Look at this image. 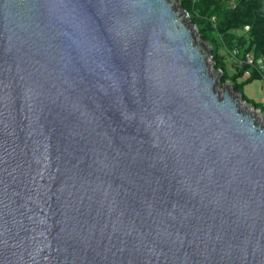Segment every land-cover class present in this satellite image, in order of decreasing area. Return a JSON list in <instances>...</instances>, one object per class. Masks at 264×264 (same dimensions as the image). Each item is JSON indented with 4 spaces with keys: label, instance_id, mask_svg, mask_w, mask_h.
<instances>
[{
    "label": "water",
    "instance_id": "obj_1",
    "mask_svg": "<svg viewBox=\"0 0 264 264\" xmlns=\"http://www.w3.org/2000/svg\"><path fill=\"white\" fill-rule=\"evenodd\" d=\"M211 50L181 0H0V264H264V113Z\"/></svg>",
    "mask_w": 264,
    "mask_h": 264
},
{
    "label": "trees",
    "instance_id": "obj_2",
    "mask_svg": "<svg viewBox=\"0 0 264 264\" xmlns=\"http://www.w3.org/2000/svg\"><path fill=\"white\" fill-rule=\"evenodd\" d=\"M181 4L197 25L200 38L211 44L215 68L222 71L221 84L232 82L236 92L264 112L262 102L244 93L246 84L264 78V0H181ZM235 48L239 54L236 72L231 73L221 51L231 55ZM248 54L254 57L252 63L247 62ZM237 60H244L243 65Z\"/></svg>",
    "mask_w": 264,
    "mask_h": 264
},
{
    "label": "rangeland",
    "instance_id": "obj_3",
    "mask_svg": "<svg viewBox=\"0 0 264 264\" xmlns=\"http://www.w3.org/2000/svg\"><path fill=\"white\" fill-rule=\"evenodd\" d=\"M212 53H213V50H211V54ZM221 53L225 56V60L227 61V66L229 68V71L231 73L236 72L235 71L236 70V59L233 56L229 55L225 50L221 51ZM212 67H213L214 73H219V70L215 68V62L213 63ZM221 78H222V75L220 76L219 87L223 90V88L226 86V83L221 84ZM244 93L246 96H248L249 98L253 99L256 102H263L264 101V78L255 79L254 81L246 84L244 86Z\"/></svg>",
    "mask_w": 264,
    "mask_h": 264
},
{
    "label": "built area",
    "instance_id": "obj_4",
    "mask_svg": "<svg viewBox=\"0 0 264 264\" xmlns=\"http://www.w3.org/2000/svg\"><path fill=\"white\" fill-rule=\"evenodd\" d=\"M239 54V49H237V48H235V49H233V51H232V56L234 57V58H236V56ZM253 59H254V57L252 56V55H250V54H248L247 55V62L248 63H252L253 62ZM259 62H262V60L261 59H259ZM237 63L239 64V65H243V63H244V60H237ZM250 74V72L249 71H246V76H248ZM262 109H264V101L262 102Z\"/></svg>",
    "mask_w": 264,
    "mask_h": 264
},
{
    "label": "bare ground",
    "instance_id": "obj_5",
    "mask_svg": "<svg viewBox=\"0 0 264 264\" xmlns=\"http://www.w3.org/2000/svg\"><path fill=\"white\" fill-rule=\"evenodd\" d=\"M242 108L244 109V110H246V109H251L249 106H247L246 104L245 105H242ZM258 116L260 117V118H262V119H264V115H262V114H258Z\"/></svg>",
    "mask_w": 264,
    "mask_h": 264
}]
</instances>
